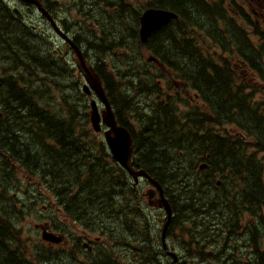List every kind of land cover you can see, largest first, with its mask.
<instances>
[{"label":"trees","instance_id":"trees-1","mask_svg":"<svg viewBox=\"0 0 264 264\" xmlns=\"http://www.w3.org/2000/svg\"><path fill=\"white\" fill-rule=\"evenodd\" d=\"M151 5L171 10L178 17L155 30L143 42L137 37L138 27L135 28L131 20L134 15L136 23L139 22V12L133 11L128 2L116 18L111 15L103 18L101 25L95 24L100 31L96 28L93 41L87 44L95 46L94 66L117 109L119 123L133 134L132 164L145 168L157 179L174 204L177 215L169 233L174 236V245L183 259L181 264L209 260H212L210 264L217 260L249 263L250 258L259 256L264 261V226L263 233L252 222L247 224L245 232L240 226V222L246 225L242 221L245 209L264 225V161H259L258 154H251L248 144L241 143L240 136L237 135L236 141L230 134L222 135L220 139L215 135H203L199 118L178 119L177 112L169 109L158 110L149 119L133 120L134 123L125 118L135 95L159 93L169 96L155 83L157 78H164L169 90L173 88L172 80L179 82L184 90L187 80H211L200 76L221 71L210 69L221 63L224 84L216 96L221 98L224 110L239 109L236 118L228 116L222 124L225 127L236 124L248 134L264 131V114L253 116L257 111L243 99L251 97L247 89L252 85L242 84L240 76L236 86L240 99L235 100V85L230 76L231 65L242 64L246 56L247 63L256 65L259 68L257 74L264 80L261 64L253 62L261 49L255 50L253 56L242 50H239L241 53L234 52L236 37L247 38L242 28L232 22L230 10L224 9L223 0H153ZM12 16L11 10L0 3V24ZM89 29L92 28L87 27ZM18 34V31L9 33L0 28V253L5 254V264H45L46 255L56 257L55 250L48 248L53 244L31 242L25 237L21 224L35 213L36 207L48 201L45 198L47 192L50 190L55 195L64 189L82 193L71 205L73 210L69 217L91 232L104 236L106 222L113 211V196L122 190L119 187L125 184L128 173L112 156L101 134H95L91 129L88 94L62 96L59 105L54 103L52 91L61 88L55 75L66 80L71 78V73L56 70L65 60L59 62L58 57L45 54L47 41H37L33 32L24 41H17ZM117 47H132L131 52L142 50L140 55L124 56L123 64H109L111 67L125 65L123 70H116L117 73L135 74L136 66L140 65L144 69L138 72L150 74V78L143 77L137 84L126 82L122 89V79L117 82L113 76H108L107 67H104L108 64L102 55ZM150 61L161 70L154 72ZM168 72L172 75H166ZM70 90L76 93L80 89L73 87ZM182 101L184 97H176L167 104L174 106ZM133 112L141 115L138 110ZM190 119L195 122L190 124ZM260 145L264 148V141ZM203 163L207 167L200 169ZM12 164H28L30 173H37L39 177L29 185L34 190L28 200L20 197L22 191L29 190L21 188L16 167ZM59 164L95 165L92 172H85L84 180L60 184ZM125 191L129 195L134 192L131 188ZM77 209L82 212L75 211ZM50 211L51 219L56 220L55 207H50ZM125 211L128 215L122 225L126 234L115 241L133 245L134 253L141 251L139 259L128 264H163L160 248L154 242L156 228L150 229L148 223L140 224V208ZM84 213H87V219H84ZM42 219L38 217L39 221ZM51 228L57 230V226L51 225ZM6 243H9L7 249L3 246ZM241 246L246 249L242 255L231 249ZM108 264H111L110 260Z\"/></svg>","mask_w":264,"mask_h":264},{"label":"flooded vegetation","instance_id":"flooded-vegetation-1","mask_svg":"<svg viewBox=\"0 0 264 264\" xmlns=\"http://www.w3.org/2000/svg\"><path fill=\"white\" fill-rule=\"evenodd\" d=\"M35 2V0H33ZM42 9L40 12V18L42 26H38V22L33 23V19L28 17L33 15L37 7L32 2L20 1L26 6L20 7L23 12L21 17H10L11 19V32L18 31V40L24 41L29 38L30 31L38 34L40 39H43L47 44L44 48V53L53 57H58L59 62L65 60L64 65H58L56 70H64L65 72L71 73V78L64 79L59 75H55L56 80L61 85L59 88L62 92L64 89L76 87L82 90L83 95L87 93L90 95V101L92 97H96L94 91L89 88L85 90L84 85L86 83V73L80 67L78 63L77 52L72 44L66 42L65 39H71L72 42L81 49L83 56L88 63L89 58L97 57L95 46L87 45L93 41V36L97 32L96 29L87 30V25H94L95 23L101 25L103 18H110L112 15L114 18L119 12L123 11V7L127 4L126 0H38ZM209 1V0H207ZM36 3V2H35ZM224 9H232L234 16L232 17V22L241 27L243 30V35L247 40L241 39V36L236 37L237 48L234 50L235 53H241L242 50L245 53H249L253 56L254 51L261 49L257 57L254 58L253 62L256 64H261L264 69V0H223ZM31 6L28 10L27 7ZM13 11V9H12ZM29 11V12H27ZM35 17V14L33 15ZM28 17V18H27ZM51 19L57 24L60 33L56 32V29L51 21ZM28 20V21H27ZM87 20V21H86ZM218 21L224 20L223 18H217ZM86 21V26H85ZM102 29V28H101ZM99 30V29H98ZM100 31V30H99ZM10 32V33H11ZM127 37H133V35H126ZM136 37V35H135ZM140 38L139 34L137 36ZM87 38H92L87 41ZM15 42L19 45V42ZM26 44V43H25ZM60 47L59 57L56 53V47ZM132 46V44H131ZM132 47L124 48L123 51L127 52L124 56H136L140 55L141 52L133 51ZM244 55V53H242ZM238 56V54L236 55ZM245 56V55H244ZM246 57V56H245ZM242 60V64H232L231 65V78L235 85L233 92L235 95V100L240 98L237 95V85L239 84L238 79L241 76L242 84L249 83L252 86L247 90L251 92V97L243 98L250 108L257 111L253 113V116L263 113L264 114V80L260 78L257 74L259 68L256 65H250L247 63L246 58ZM88 58V59H87ZM73 64L69 65L71 62ZM70 68H68V67ZM125 66V65H124ZM123 65L111 67L106 65V72L108 76H113L117 79L123 80L122 89H125L126 82L137 84L141 82L143 77L150 78V74L143 75L141 72L144 66H136L137 73H130L125 71L124 74L116 73L115 68L118 70H123ZM91 67V65H90ZM95 68V66H93ZM219 68L221 71L215 72L214 74H201L200 78L210 77L211 80H187L184 92L181 89V84L176 82L178 86L173 84L174 90H166L165 92L169 96H160L159 93L153 94H141L135 95L133 97L132 104L127 108V120H144L149 119L151 116L158 113V110L164 111L169 109L172 112H177L180 109H184L185 118H199L202 123V134L215 137H220L225 134L232 135L237 141V135L240 136L241 143L248 144V148L251 154H258L259 161H264V148H261L260 143L264 141V131L250 132L248 134L245 130H242L236 124H227L226 127L223 123V119L232 116L236 118L239 115V109L236 107L223 109L221 106V98L217 97L216 94L221 90V85L224 84V75L222 73L223 66L218 64L216 66H211V70ZM201 69V67H200ZM204 69L209 70V68L204 67ZM83 73L84 82L75 79L76 71ZM196 78L199 76L196 75ZM166 82V80L163 78ZM121 80H117L119 82ZM160 78H157V85H159ZM245 82V83H244ZM167 83V82H166ZM218 83H220L218 87ZM161 87V86H160ZM105 88V87H104ZM131 88L135 90V87L131 85ZM163 88V87H162ZM164 88H168L165 86ZM106 91V89H105ZM70 94L64 91V96H69ZM75 95H81L78 91ZM63 96V97H64ZM176 97H184L183 105L177 103L174 106H169L168 101ZM258 102V103H257ZM244 103V101H243ZM259 104V105H256ZM262 104V105H260ZM100 110H103V105H99ZM140 111L141 115L137 116L133 111ZM105 111V109H104ZM103 111V114H104ZM218 119L219 122L216 120ZM190 124H193L194 120H189ZM219 126V129H216ZM225 127V130L223 129ZM207 128V129H206ZM239 142V141H238ZM259 146V147H257ZM16 167V173L18 176H23L24 172L29 171L28 164H12ZM47 165V164H43ZM95 164H59L58 181L60 184H70L76 183L78 181L84 180L85 172H92V167ZM138 167L137 164L134 165ZM44 168V167H43ZM41 171V170H40ZM30 172V171H29ZM42 173V172H41ZM37 179H39L37 173L34 174ZM24 177V176H23ZM21 182V181H20ZM149 184V181L145 178L140 179V183L134 182L132 177L127 176L125 184L119 192L113 196V211L110 215L109 222H106V233L102 236H94V240L90 239L91 234H80L81 229L77 221L69 217V213L72 209L71 205L75 204L78 197H81L82 193L68 192L63 189V191L57 192L56 198L58 200V207L56 208V215H62L63 218L57 219V230L55 231L58 236V241L55 244L56 258L59 260L60 264H108L109 260L111 264H127L131 260L139 259L141 251L138 250L134 254V247L129 243L115 241L117 238L122 237L126 234V228L122 225V222L127 217V208H140L142 210V217H140L139 222L141 225L149 224L150 229L158 228L161 229L167 221V213L163 208H157L155 205H151L149 200L147 202L142 200V189L145 185ZM117 188V189H119ZM126 188H131L134 190L130 195L125 191ZM117 191V190H116ZM88 196H90L88 194ZM20 197L24 200H28L31 197V193L27 191H22ZM173 214L176 217L177 212L175 211L174 204L172 203ZM46 216L50 214V211L45 209ZM173 217V218H174ZM173 222V221H172ZM51 228L50 225L47 224ZM264 226V225H263ZM52 230V228H51ZM171 234L169 235V238ZM105 239V241H103ZM154 242L159 247V241L155 237ZM104 246V248H103ZM4 255H0V264H5ZM160 255L162 260L166 263L169 261V257L160 248ZM239 259V258H237ZM212 260L200 262V264H210ZM214 264H264L261 257L250 258L249 263H239L238 260L232 261H216Z\"/></svg>","mask_w":264,"mask_h":264},{"label":"water","instance_id":"water-1","mask_svg":"<svg viewBox=\"0 0 264 264\" xmlns=\"http://www.w3.org/2000/svg\"><path fill=\"white\" fill-rule=\"evenodd\" d=\"M175 18H177V14L172 11H167L162 9L146 10L141 18V23H142V27L140 30L141 39L144 42L147 41L155 30H157L160 26L168 23L169 21ZM69 42L73 45L74 49L76 50L81 60V65L86 72L88 86H90L96 92L98 98L101 101L105 102L107 106L106 113L102 116L101 119V115L99 113L96 101L93 100L91 102V107H92L91 122L93 128L96 131H101L102 123H104L107 127H109V129L105 133V139L111 150V153L113 154L117 162L121 164L124 168L128 169L129 173L133 175L136 179L139 176H145L150 178L145 171L143 170L134 171L130 167L129 164H131V159L133 154L132 133L126 127L118 125L114 111L111 108L107 96L105 94V90L103 88L100 76L94 70H92L90 67L87 66L81 50L71 40ZM88 86L85 85L86 90H89ZM151 181L159 190L161 195L160 199L158 200L159 206L160 207L164 206L168 212V221L165 225V229H166L170 224V218L172 214L171 207L167 202L168 200L164 196V190L161 184H159L157 181L153 179H151ZM148 194L149 196H152L153 194H155V190L153 189L150 190ZM43 238L45 240L57 241L56 238L53 237V234L47 231H44ZM165 248L167 247L165 246ZM170 254L174 258L173 264H179L178 255L176 253H170Z\"/></svg>","mask_w":264,"mask_h":264},{"label":"rangeland","instance_id":"rangeland-1","mask_svg":"<svg viewBox=\"0 0 264 264\" xmlns=\"http://www.w3.org/2000/svg\"><path fill=\"white\" fill-rule=\"evenodd\" d=\"M129 1L132 3V5H133L132 9L135 10V11H140L141 10V6L145 3V0H129ZM86 21H85V26H86ZM92 28H98L99 29V27H97L96 25H94ZM123 49H124V47H117V48H115V50L113 52H111L110 54L106 55L105 56L106 63L108 65L109 64H123L125 62L123 60L124 55L127 54V52L123 51ZM148 56L149 55H147V57H146L147 59H148ZM150 62H152L151 66H152V70L154 72H159L161 70L159 68V66L155 62H153V61H150ZM116 70H118V68H115V71ZM162 71L164 72L165 69L164 70L162 69ZM166 75L171 76L172 74L170 72H168ZM75 79L80 80L82 83L84 82V76H83V73L80 72V70L76 71ZM117 80H121L120 75L117 76ZM158 83H159V86L163 87V89L165 91L168 90V88H164L165 86H168V84L164 80L160 79V81ZM173 84L176 87L178 86V84L175 81H173ZM59 90L60 89H53V91H52V93H53V101L57 105L60 104L61 99H62V92L59 91ZM174 90H176V89H174ZM184 90L181 91V92H184ZM67 92L70 95L75 96V93L72 92L70 90V88L67 89ZM78 92L81 93V96H83L82 90H79ZM63 96H64V91H63ZM263 98H264V96H263ZM181 104L183 105V103H181ZM184 112H185L184 109H180V110L177 111L178 119L181 118V117H182L181 119L185 118ZM131 121L133 122V120H131ZM184 121H186V120H184ZM216 129H219V126ZM23 176L22 177L18 176L19 180L21 181V187L23 189H26L30 184L35 183L36 180H37V177L35 175H32L29 171L24 172ZM13 189H14V191L17 190L15 188H13ZM53 201H55V200L53 199ZM51 203H52L51 200L50 201H46L43 204L41 203L38 207H36L35 213H33L30 216H28L27 219L21 224L22 227L25 229V237L30 239L31 242L32 241H37V242H41L42 241V239H43V238H41L42 231L39 228L40 225H38V224H41V223L37 222V216H42L45 208L50 209ZM53 205L56 206L55 204H53ZM83 217L85 219L86 215H83ZM58 218H62V216L59 215ZM52 221L56 222L55 218L54 219L52 218ZM37 252H38V250H37ZM236 252L239 255H242L245 252V249H244V247L241 246V247L237 248ZM44 263L45 264H60L59 260L56 257L48 256V255H46Z\"/></svg>","mask_w":264,"mask_h":264},{"label":"bare ground","instance_id":"bare-ground-1","mask_svg":"<svg viewBox=\"0 0 264 264\" xmlns=\"http://www.w3.org/2000/svg\"><path fill=\"white\" fill-rule=\"evenodd\" d=\"M81 205V204H80ZM76 206H79V205H76ZM75 211H77V212H80L81 210H79V209H77V210H75ZM82 212V211H81ZM84 215H86V218L85 219H87L88 218V216H87V213H84ZM9 243H6V244H4L3 246H5V248L7 249V245H8Z\"/></svg>","mask_w":264,"mask_h":264}]
</instances>
